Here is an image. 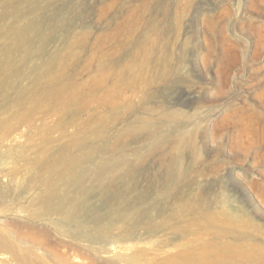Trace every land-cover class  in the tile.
<instances>
[{
    "label": "rangeland",
    "instance_id": "374dc122",
    "mask_svg": "<svg viewBox=\"0 0 264 264\" xmlns=\"http://www.w3.org/2000/svg\"><path fill=\"white\" fill-rule=\"evenodd\" d=\"M0 264H264V0H0Z\"/></svg>",
    "mask_w": 264,
    "mask_h": 264
},
{
    "label": "bare ground",
    "instance_id": "6f19581e",
    "mask_svg": "<svg viewBox=\"0 0 264 264\" xmlns=\"http://www.w3.org/2000/svg\"><path fill=\"white\" fill-rule=\"evenodd\" d=\"M127 29H129V28H127ZM25 31V30H24ZM26 32V31H25ZM24 32L22 31V30H20L19 32H17L16 33V38H17V40L19 39V47L21 46V45H23V43H24ZM9 52H11V50H9ZM9 59V58H8ZM61 77V76H60ZM65 85V84H64ZM147 211V210H146ZM142 213V212H141ZM145 213V212H144ZM143 214V213H142ZM146 214V213H145ZM145 214H143V215H145ZM148 214V213H147ZM146 214V215H147ZM74 215H75V212H74V209H71L70 211H69V213H68V215L67 216H69V218L71 219V218H74ZM113 223V222H112Z\"/></svg>",
    "mask_w": 264,
    "mask_h": 264
}]
</instances>
